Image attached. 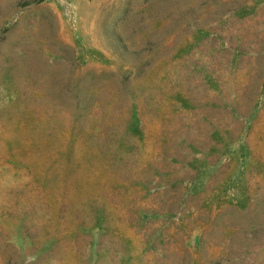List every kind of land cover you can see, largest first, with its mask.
<instances>
[{
  "label": "rangeland",
  "instance_id": "rangeland-1",
  "mask_svg": "<svg viewBox=\"0 0 264 264\" xmlns=\"http://www.w3.org/2000/svg\"><path fill=\"white\" fill-rule=\"evenodd\" d=\"M0 264H264V0H0Z\"/></svg>",
  "mask_w": 264,
  "mask_h": 264
}]
</instances>
